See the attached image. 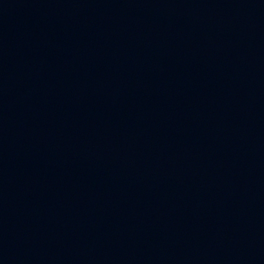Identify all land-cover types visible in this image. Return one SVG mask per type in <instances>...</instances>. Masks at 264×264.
Segmentation results:
<instances>
[{"label": "water", "instance_id": "obj_1", "mask_svg": "<svg viewBox=\"0 0 264 264\" xmlns=\"http://www.w3.org/2000/svg\"><path fill=\"white\" fill-rule=\"evenodd\" d=\"M0 197L39 264H264V0H0Z\"/></svg>", "mask_w": 264, "mask_h": 264}]
</instances>
